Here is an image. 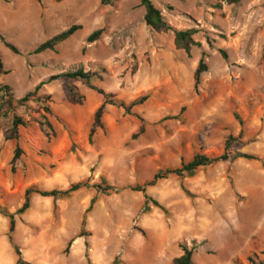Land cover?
Masks as SVG:
<instances>
[{"label":"rangeland","instance_id":"obj_1","mask_svg":"<svg viewBox=\"0 0 264 264\" xmlns=\"http://www.w3.org/2000/svg\"><path fill=\"white\" fill-rule=\"evenodd\" d=\"M141 2L103 6L100 0H43L42 5L0 0V34L20 51L13 54L0 40L8 72L0 83L17 100L45 83L41 94L52 97L56 132L48 139L34 124L11 142L5 134L8 121L0 123L1 206L16 213L33 186L67 190L76 183L106 180L125 190L198 153L219 157L229 136L242 131L243 145L235 150L260 161L222 163L192 178L159 183L148 194L167 214L152 205L146 212L144 195L129 190L113 196L83 190L56 202L34 197L30 211L16 218L12 242L9 220L0 214V264H17L15 247L27 264H173L183 246L197 248L193 264L264 262V0L238 5L153 0L174 30L199 31L194 39L200 47L190 55L176 48L172 32L157 33L146 25ZM74 25L82 30L55 52L33 54ZM98 30L104 31L101 39L88 43ZM203 53L209 69L196 91ZM78 69H104V79L95 86L127 104L149 96L134 110L146 122L145 132L137 117L109 108L105 129L91 145L102 96L74 82L85 97L78 104L67 80L50 82ZM176 116L180 119L165 120ZM18 147L23 155L13 166Z\"/></svg>","mask_w":264,"mask_h":264},{"label":"trees","instance_id":"obj_2","mask_svg":"<svg viewBox=\"0 0 264 264\" xmlns=\"http://www.w3.org/2000/svg\"><path fill=\"white\" fill-rule=\"evenodd\" d=\"M120 0H100L103 6H113ZM229 5H238L243 0H224ZM39 4L42 5L43 0H37ZM141 6L145 9V23L148 27L157 33H170L174 34L175 46L178 50L184 51L187 55H190L195 47H200L194 37L199 33L198 30H185L177 31L174 30L165 20L162 12L155 6L153 0H142ZM82 30L81 25H74L67 31L55 36L54 38L48 40L47 42L40 45L33 54L41 55L46 52H55L57 48L71 39L77 32ZM103 30L95 31L88 38V43H95L99 41L103 35ZM0 40L5 44L7 49H9L13 54L20 55L19 49L6 42L3 35L0 34ZM224 59H228L226 52H221ZM208 65L206 63V54L203 53L201 62L195 73V89L199 90L201 85L202 76L208 72ZM4 63L0 55V78L7 75ZM106 71L100 69L98 72H86L84 69H78L74 72H68L61 74L59 76L52 77L50 82L64 79L67 80L68 92L70 97L78 104H82L84 96H82L74 82H83L89 87L90 90L97 92L103 98L100 108L97 110L92 124L89 142L91 145L95 142V137L99 131L105 129L103 118L106 114L107 109L117 108L124 112V116L137 117L141 122V133L145 132V121L140 116L134 113L135 108L144 106L150 99L149 96H144L132 103L127 104L125 101L118 99L116 95L111 93H106L103 90L95 86V82L102 81L105 77ZM45 83L40 84L34 92L28 93L24 98L17 100L12 92V89L0 83V123L3 121H8V128L5 130V134L8 141H18L19 132L22 128H28L31 125L36 124L40 127L41 131L46 135L48 139L55 136L56 132L51 119L54 118V113L52 110V97L50 95L41 94ZM21 111L23 113L21 114ZM237 119L240 120L239 116L236 115ZM180 116L168 117L165 120H179ZM243 124V123H242ZM244 138V132L242 131L238 137L229 136L225 151L219 157H209L207 155L198 153L193 157L192 160L188 162H182L181 166L178 168H166L161 169L156 173L152 180L147 181L143 184H137L126 188L133 193H142L146 200L145 211H151L150 205L154 208L162 210L164 213H168L167 210L151 196H149L148 191L151 188L156 187L159 183L166 181L171 178H192L196 174L206 168L214 167L222 163L234 162L237 160L246 161H260V159L255 155H250L247 153L239 152L235 150L236 145H243L242 140ZM23 155L21 148H17L12 160V165L14 166L18 161H20ZM83 190H95L98 194L104 196L119 195L123 191L113 185H110L106 180H103L100 184L91 185L89 182H80L71 185L67 190H52L45 191L36 186L29 188L26 191V201L23 207L16 213L12 214L7 209L3 208L0 204V214L9 220V236L12 242L11 235L16 231L17 216L26 215L32 208V201L34 197H42L47 199H53L56 201H63L72 198L77 193ZM92 202V207L94 205ZM79 237H83L80 235ZM73 243L70 242V245ZM197 248L194 247L189 249L187 246H183V255L174 260L173 264H193L194 256ZM15 253L18 258L17 264H27L24 261L22 252L18 247H15ZM252 264H264V262L258 259L250 260Z\"/></svg>","mask_w":264,"mask_h":264}]
</instances>
